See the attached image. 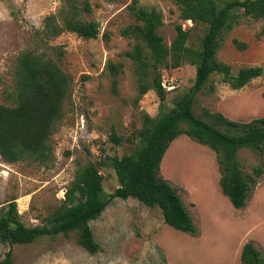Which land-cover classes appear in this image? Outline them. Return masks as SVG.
Returning <instances> with one entry per match:
<instances>
[{
	"label": "rangeland",
	"instance_id": "rangeland-1",
	"mask_svg": "<svg viewBox=\"0 0 264 264\" xmlns=\"http://www.w3.org/2000/svg\"><path fill=\"white\" fill-rule=\"evenodd\" d=\"M137 1L162 13L163 25L158 32L166 45L176 34L175 25L181 24L190 34L186 46L199 47L205 26L181 19L173 1ZM216 1L222 5L232 0ZM131 2L87 0L89 11L81 12L80 17L99 24L98 37L82 39L64 32L46 39L45 17L56 14L62 0H0V104L14 105L16 58L22 52L50 57L70 79L62 117L49 137L50 161L6 163L0 159V204L15 198L20 220L26 226L40 225L64 198L75 171L90 162L102 164L103 188L111 193L118 182L108 157L129 154L139 139L144 115H158L157 94L149 90L138 95L133 64L123 56L131 40L120 31L134 23L127 9ZM232 12L234 25L224 32L216 59L228 64L234 73L247 66H260L263 72L239 89L212 75L209 83L214 89L197 93L193 110L204 119L203 113L208 111L248 122L264 117V18L244 15L240 8ZM234 39L247 46L236 47ZM109 62L123 64L117 76V92L106 69ZM161 74L166 92L163 109L169 110L193 84L195 66L185 60L180 67L161 70ZM113 131L121 138L119 144L110 138ZM237 159L247 173L263 165V174L242 208L233 207L222 194L215 153L208 146L181 134L166 150L160 175L181 197L197 229L195 235L165 224L157 207H147L133 198H114L90 221L100 251L88 253L70 232L67 236H42L27 244L0 243V260L10 250L12 264H241L239 253L251 242L264 264V151L243 148Z\"/></svg>",
	"mask_w": 264,
	"mask_h": 264
},
{
	"label": "trees",
	"instance_id": "trees-1",
	"mask_svg": "<svg viewBox=\"0 0 264 264\" xmlns=\"http://www.w3.org/2000/svg\"><path fill=\"white\" fill-rule=\"evenodd\" d=\"M56 14L45 17L43 34L55 39L64 32L82 39L98 37L99 24L84 21L81 12L89 11L87 0H62ZM180 9V17L193 25L203 24L204 34L198 48L186 46L189 30L175 25V36L169 45L164 43L158 29L163 25L162 13L154 7H144L132 0L127 5L134 23L120 31L130 41L123 53L133 64L138 95L153 90L160 101L156 117L144 115L139 139L127 155L109 156L108 164L115 172L117 186L111 193L103 188L102 164L88 163L77 169L64 198L40 225L26 226L17 211L15 198L0 204V243H32L42 236L55 237L76 234L80 247L94 254L100 251L90 221L96 219L114 198H133L147 207L161 210L168 226L190 234H197L192 217L181 197L160 175V164L169 145L179 135L185 134L215 153L220 178L219 186L235 208H242L252 187L263 174V165L255 166L251 173L244 172L237 159L240 149L264 151V117L248 122H237L219 112L204 111L206 119L196 115L195 96L202 91L212 92L209 83L212 75L220 77L232 89L245 86L260 76L263 68L247 66L235 73L231 67L216 59L224 40V32L233 27V9L240 8L244 15L264 18V0H232L219 5L216 0H171ZM107 39V33L103 34ZM236 47L244 49L246 43L233 40ZM185 60L195 66L194 81L189 90L164 110L166 92L161 70L180 67ZM112 76L113 91L117 92V76L123 71L121 62L106 65ZM14 105L0 104V159L6 163L33 160L39 164L50 161L52 148L49 137L53 127L62 117L63 101L70 91L69 76L50 57L26 51L16 58ZM209 83V84H208ZM208 84V86H207ZM111 140L119 144L121 138L113 131ZM241 264H263L259 250L247 242L240 251ZM0 264H12L11 251L5 253Z\"/></svg>",
	"mask_w": 264,
	"mask_h": 264
},
{
	"label": "bare ground",
	"instance_id": "bare-ground-1",
	"mask_svg": "<svg viewBox=\"0 0 264 264\" xmlns=\"http://www.w3.org/2000/svg\"><path fill=\"white\" fill-rule=\"evenodd\" d=\"M4 173H5V171H4ZM6 174V173H5Z\"/></svg>",
	"mask_w": 264,
	"mask_h": 264
}]
</instances>
